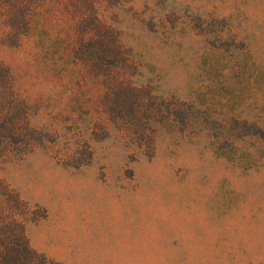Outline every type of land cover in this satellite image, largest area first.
I'll use <instances>...</instances> for the list:
<instances>
[{"label": "rangeland", "instance_id": "rangeland-1", "mask_svg": "<svg viewBox=\"0 0 264 264\" xmlns=\"http://www.w3.org/2000/svg\"><path fill=\"white\" fill-rule=\"evenodd\" d=\"M0 61L30 264H264V0H0Z\"/></svg>", "mask_w": 264, "mask_h": 264}, {"label": "trees", "instance_id": "trees-1", "mask_svg": "<svg viewBox=\"0 0 264 264\" xmlns=\"http://www.w3.org/2000/svg\"><path fill=\"white\" fill-rule=\"evenodd\" d=\"M82 22L83 20L78 22L79 25L81 24V26L84 25L85 27L84 30L80 32V39L87 34H89L90 37L94 36V38H99L100 41L107 45L103 50V55L107 58L110 57L112 55L111 48L108 46L110 44V41H108L110 29L101 25V21L98 18H94L89 23L83 24ZM88 38L89 36L86 37V40ZM86 43L87 42L82 44L85 46ZM82 44L78 47L81 48ZM8 74V67L0 61V99L3 97L1 94L3 87L5 85L6 87L10 85ZM15 118L16 111H12L0 122V146H3L4 142L7 141L9 137L19 131ZM9 193L7 186L0 178V214H2L4 210L1 202L7 200L10 195ZM35 255V251L28 244L21 222L18 221L17 218H12L10 220L0 219V264H30L29 261H31Z\"/></svg>", "mask_w": 264, "mask_h": 264}]
</instances>
